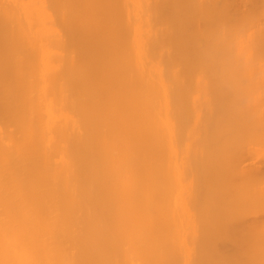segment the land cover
I'll use <instances>...</instances> for the list:
<instances>
[{"label": "bare ground", "instance_id": "1", "mask_svg": "<svg viewBox=\"0 0 264 264\" xmlns=\"http://www.w3.org/2000/svg\"><path fill=\"white\" fill-rule=\"evenodd\" d=\"M0 264H264V0H0Z\"/></svg>", "mask_w": 264, "mask_h": 264}]
</instances>
